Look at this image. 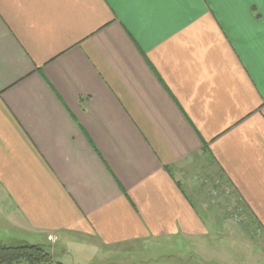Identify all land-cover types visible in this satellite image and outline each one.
<instances>
[{
  "label": "crops",
  "instance_id": "1",
  "mask_svg": "<svg viewBox=\"0 0 264 264\" xmlns=\"http://www.w3.org/2000/svg\"><path fill=\"white\" fill-rule=\"evenodd\" d=\"M206 159L264 239V0H0L1 244L63 264L208 248Z\"/></svg>",
  "mask_w": 264,
  "mask_h": 264
},
{
  "label": "rangeland",
  "instance_id": "2",
  "mask_svg": "<svg viewBox=\"0 0 264 264\" xmlns=\"http://www.w3.org/2000/svg\"><path fill=\"white\" fill-rule=\"evenodd\" d=\"M191 172L194 174L195 180L200 182L198 184L202 188V194H205L208 199L207 201H210L211 188L214 187L220 191V188L216 187L218 176H220L219 170L206 159L205 161L199 160L197 163L193 164ZM220 197H222L221 194L215 198L213 203L207 202L209 203L207 206L209 208L210 206L211 208H215V212L217 213L215 215L219 221V227H223L225 232H220L217 238H213L214 235H212V238H207L209 243L208 248H204L201 245H192L191 249H185L189 247L182 241L181 243H177L176 247H174L176 249L174 250L171 248L163 249L165 251L163 255L160 254L162 249L157 248L154 249L155 254L152 253L149 256H138L131 262V264H147L151 258H155L153 259L155 264H253L254 262H252V259L254 257L260 259L262 264V261H264V239L259 237L258 232L256 231L254 234L257 236H255L252 241L249 240L247 235L246 237L244 234H241L237 225L242 221H234L231 217V211L227 206L226 212L221 213V211L224 210L225 205L229 203V200L232 203V199L227 196L228 198L224 197L223 200L220 199ZM222 201H225V203ZM216 209H218V211ZM236 212L237 211H234V213ZM242 215L244 220H246V212L239 214L238 217L241 216L242 218ZM220 217L224 220L220 221ZM213 223L217 224L215 222ZM216 231L214 230V233ZM172 251H176V253H173ZM57 256L56 261H58ZM119 258L120 257H117L115 259ZM214 260L218 261L212 262Z\"/></svg>",
  "mask_w": 264,
  "mask_h": 264
},
{
  "label": "trees",
  "instance_id": "3",
  "mask_svg": "<svg viewBox=\"0 0 264 264\" xmlns=\"http://www.w3.org/2000/svg\"><path fill=\"white\" fill-rule=\"evenodd\" d=\"M217 186L229 187L230 193L227 195L229 200L228 208L231 211V217L234 214L239 215L244 212L242 199L237 195L230 184L223 183V176L220 174L217 179ZM216 186V187H217ZM227 197V198H228ZM233 208V209H232ZM234 211H237L234 213ZM233 212V213H232ZM242 219V218H241ZM241 221V220H240ZM0 264H63L53 259L52 253L45 245L21 243L19 245H4L0 243Z\"/></svg>",
  "mask_w": 264,
  "mask_h": 264
},
{
  "label": "snow or ice",
  "instance_id": "4",
  "mask_svg": "<svg viewBox=\"0 0 264 264\" xmlns=\"http://www.w3.org/2000/svg\"><path fill=\"white\" fill-rule=\"evenodd\" d=\"M176 2L178 0H112V3L116 6H123L133 10L144 6H164Z\"/></svg>",
  "mask_w": 264,
  "mask_h": 264
},
{
  "label": "built area",
  "instance_id": "5",
  "mask_svg": "<svg viewBox=\"0 0 264 264\" xmlns=\"http://www.w3.org/2000/svg\"><path fill=\"white\" fill-rule=\"evenodd\" d=\"M217 187L220 188V191H218L214 187H212L211 190H210V195H211V201L212 202H214L215 198L218 197L219 194H221L222 197H227V195L230 193L229 187H226V186H224V187L217 186ZM232 218H233L234 221H237V220L240 221L241 220V216L238 217V215H236V214H234Z\"/></svg>",
  "mask_w": 264,
  "mask_h": 264
}]
</instances>
